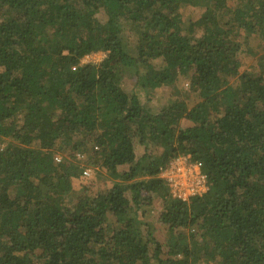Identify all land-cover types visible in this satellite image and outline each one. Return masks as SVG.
<instances>
[{"label": "trees", "instance_id": "16d2710c", "mask_svg": "<svg viewBox=\"0 0 264 264\" xmlns=\"http://www.w3.org/2000/svg\"><path fill=\"white\" fill-rule=\"evenodd\" d=\"M263 38L264 0H0V264H264ZM179 76L158 111L124 89ZM178 155L207 178L188 201L159 177ZM82 158L108 184L66 206ZM156 199L161 243L131 213Z\"/></svg>", "mask_w": 264, "mask_h": 264}, {"label": "rangeland", "instance_id": "374dc122", "mask_svg": "<svg viewBox=\"0 0 264 264\" xmlns=\"http://www.w3.org/2000/svg\"><path fill=\"white\" fill-rule=\"evenodd\" d=\"M204 10V6H192L190 4H183L179 12L183 17V23L186 25L187 21L193 18H196L199 16V14ZM122 29L124 32V35L127 39H130V44H133L135 41V35H131L128 29V26L125 24H122ZM253 44V43H252ZM256 50V55L250 56L249 54L243 53L242 55V65L240 67V72H254L257 70V59L258 54L262 55L264 54V38L262 40L257 39L255 42V45L253 46ZM104 57V52L99 50L93 53L88 54L87 56H84L81 59V63L91 62V63H98L101 61V59ZM124 89L127 92H135L140 102L148 107L152 111H158L162 106L167 104L168 102L179 99V98H185L186 93L188 90L187 85V78L184 76H179L177 78V82L173 84L172 86H165L155 89L153 92L147 91V89L141 87L139 84L133 83L129 78H125L124 83ZM184 124V123H183ZM182 124V125H183ZM9 141V139L7 138ZM7 140H3L1 145H4L7 143ZM36 142H33L31 144V147H36ZM137 155L142 154L143 148L139 147L137 144H135ZM54 156H59L61 159L65 157L67 159L69 157V154L67 151H55ZM79 164L82 168L89 169V175H84L82 172L80 173L79 177L73 181L72 183V190L70 193V199L65 198L64 204L66 206H69L72 204V200L77 195V192L79 191V188L85 183V182H93L92 189L94 191L104 189L106 185L108 184L107 178L105 179L106 175H102V173H95L96 167H93L90 165V163L82 158L79 160ZM124 167H119V169H125ZM131 213H137V217L139 221L141 222L142 227H146L148 229V232L152 235L153 238L157 239L160 243L163 242L164 238H166L165 235V226L161 223L159 220V213L161 210L160 201L158 199L154 200L152 204L145 207L141 206L140 208H134ZM142 212V214H141ZM108 220L110 221L109 225L110 227H113L114 225L117 226L114 216L108 215ZM166 247V246H164ZM165 251L164 248H162V252Z\"/></svg>", "mask_w": 264, "mask_h": 264}, {"label": "built area", "instance_id": "2783aa9c", "mask_svg": "<svg viewBox=\"0 0 264 264\" xmlns=\"http://www.w3.org/2000/svg\"><path fill=\"white\" fill-rule=\"evenodd\" d=\"M87 56V55H86ZM77 158L81 156L76 155ZM60 161L59 156H54ZM84 175H89V169L83 168ZM159 177L169 188L170 195L181 201L200 196L207 190V178L201 170L199 162L192 160L189 155H178L160 169Z\"/></svg>", "mask_w": 264, "mask_h": 264}]
</instances>
